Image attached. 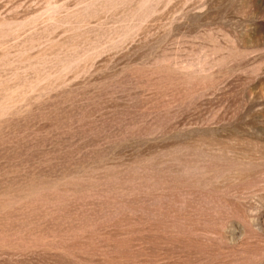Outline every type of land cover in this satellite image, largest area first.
<instances>
[{"label":"rangeland","instance_id":"374dc122","mask_svg":"<svg viewBox=\"0 0 264 264\" xmlns=\"http://www.w3.org/2000/svg\"><path fill=\"white\" fill-rule=\"evenodd\" d=\"M0 264H264V0H0Z\"/></svg>","mask_w":264,"mask_h":264}]
</instances>
